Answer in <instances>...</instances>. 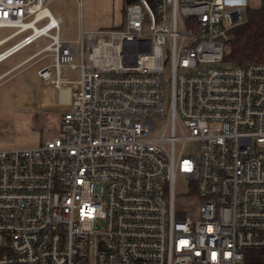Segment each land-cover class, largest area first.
I'll list each match as a JSON object with an SVG mask.
<instances>
[{"label":"built area","instance_id":"built-area-1","mask_svg":"<svg viewBox=\"0 0 264 264\" xmlns=\"http://www.w3.org/2000/svg\"><path fill=\"white\" fill-rule=\"evenodd\" d=\"M50 1L0 0V47L22 35L0 62L45 38L30 105L61 128L0 148V264H245L264 247V62L224 49L250 1L128 2L79 49Z\"/></svg>","mask_w":264,"mask_h":264},{"label":"rangeland","instance_id":"rangeland-1","mask_svg":"<svg viewBox=\"0 0 264 264\" xmlns=\"http://www.w3.org/2000/svg\"><path fill=\"white\" fill-rule=\"evenodd\" d=\"M126 4V0H51L48 7L55 17L61 18V39L69 40L74 49H79L76 42L81 37L82 29L86 31L84 38L88 42V31L120 27ZM14 31V27H0V38ZM21 37L12 39L0 50ZM46 43L43 38L39 45H27L0 63V75L11 70L0 78L1 149L34 147L60 135V115L34 113L30 105L29 92L32 85L40 83L38 70L48 60L45 52L32 56ZM53 72L56 74V68H53ZM196 149L197 144L191 142L185 152L192 153ZM179 184L183 191L188 190L184 182L179 181Z\"/></svg>","mask_w":264,"mask_h":264},{"label":"trees","instance_id":"trees-1","mask_svg":"<svg viewBox=\"0 0 264 264\" xmlns=\"http://www.w3.org/2000/svg\"><path fill=\"white\" fill-rule=\"evenodd\" d=\"M136 0H126L133 2ZM248 20L231 31L224 49V60L233 66L264 62V0L259 7H248ZM245 264H264V247L246 252Z\"/></svg>","mask_w":264,"mask_h":264},{"label":"crops","instance_id":"crops-1","mask_svg":"<svg viewBox=\"0 0 264 264\" xmlns=\"http://www.w3.org/2000/svg\"><path fill=\"white\" fill-rule=\"evenodd\" d=\"M250 2H249V6L250 7H259V6H261L262 5V2H263V0H249ZM122 24V23H121ZM6 37V36H5ZM2 38H4V37H2ZM1 39V38H0ZM9 42V41H8ZM7 42V43H8ZM7 43H5L4 45H6ZM4 45H2V46H4ZM1 46V47H2ZM6 49V48H5ZM5 49H3V50H5ZM3 50H0V52L1 51H3ZM7 59V58H6ZM5 60V59H4ZM3 60V61H4ZM3 61H1V62H3ZM0 62V63H1ZM11 71V70H10ZM10 71H8V72H6V73H9ZM6 73H3L2 75H0V78H2ZM29 97H30V92H29ZM31 98V97H30Z\"/></svg>","mask_w":264,"mask_h":264}]
</instances>
